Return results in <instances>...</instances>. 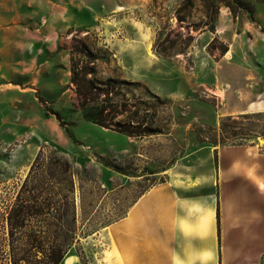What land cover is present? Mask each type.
<instances>
[{
    "label": "rangeland",
    "instance_id": "1",
    "mask_svg": "<svg viewBox=\"0 0 264 264\" xmlns=\"http://www.w3.org/2000/svg\"><path fill=\"white\" fill-rule=\"evenodd\" d=\"M222 1L234 4L0 0V264H10L4 214L32 188L45 202L30 226L52 230L53 156L71 166L73 191L55 198L74 201L79 238L65 258L77 264H112L111 225L166 178L264 186V0L234 13ZM75 41L98 58L97 80L157 111L162 134L129 138L86 120L70 82ZM39 152L45 166L31 173Z\"/></svg>",
    "mask_w": 264,
    "mask_h": 264
},
{
    "label": "crops",
    "instance_id": "2",
    "mask_svg": "<svg viewBox=\"0 0 264 264\" xmlns=\"http://www.w3.org/2000/svg\"><path fill=\"white\" fill-rule=\"evenodd\" d=\"M227 179L169 177L150 187L111 225V263L264 264L263 182ZM67 258L77 264L74 256L61 264Z\"/></svg>",
    "mask_w": 264,
    "mask_h": 264
},
{
    "label": "trees",
    "instance_id": "3",
    "mask_svg": "<svg viewBox=\"0 0 264 264\" xmlns=\"http://www.w3.org/2000/svg\"><path fill=\"white\" fill-rule=\"evenodd\" d=\"M233 2V5L225 1L221 3L233 13L237 9L248 10L241 0H233ZM189 6L190 0H184L182 8L187 9ZM97 60L98 58L88 47L75 41L71 50L70 82L75 89L78 107L85 112L86 120L100 128L129 138L142 139L162 134L155 126L157 111L151 113L148 102L139 100L132 103L116 91L118 83L114 79L97 80L95 69ZM153 99L163 103L158 97ZM123 114H126L127 118L124 121H116L117 117ZM63 130L68 139L76 144L67 130ZM43 160H45L43 153L39 152L31 166V173L45 166ZM47 164L49 169L47 176L50 178V183H53L54 190L52 192L54 198L46 205L48 210L51 208L53 211L48 214L52 230L44 231L41 227L30 226L33 220L44 216L40 207L44 206L45 201L39 202V193L35 194L37 192L35 188L28 192L27 198L18 197L4 214L7 226L5 239L8 243L10 264H61L69 250L78 243L74 201L64 196L61 203L55 198L61 197L60 193L65 188L69 195L73 191L74 181L70 163L62 157L53 156ZM39 255L42 258H39Z\"/></svg>",
    "mask_w": 264,
    "mask_h": 264
},
{
    "label": "bare ground",
    "instance_id": "4",
    "mask_svg": "<svg viewBox=\"0 0 264 264\" xmlns=\"http://www.w3.org/2000/svg\"><path fill=\"white\" fill-rule=\"evenodd\" d=\"M72 260H73L72 258H67L68 262H66V264H72Z\"/></svg>",
    "mask_w": 264,
    "mask_h": 264
}]
</instances>
